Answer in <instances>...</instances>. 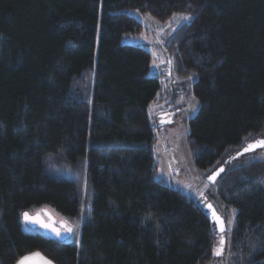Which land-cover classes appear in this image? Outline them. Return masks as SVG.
<instances>
[{
	"label": "trees",
	"instance_id": "trees-1",
	"mask_svg": "<svg viewBox=\"0 0 264 264\" xmlns=\"http://www.w3.org/2000/svg\"><path fill=\"white\" fill-rule=\"evenodd\" d=\"M130 10L158 21L191 15L165 43L173 71L193 78L189 148L206 176L224 166L213 184L224 210H236L229 264H264V158L238 155L264 140V0H0V264L33 251L53 264H211L224 255L213 254L225 232L206 205L155 177L153 128L162 123L149 107L162 89L148 50L122 42L142 30ZM55 154L85 157L88 213L74 181L46 172ZM43 207L80 220L78 244L21 220Z\"/></svg>",
	"mask_w": 264,
	"mask_h": 264
},
{
	"label": "rangeland",
	"instance_id": "rangeland-1",
	"mask_svg": "<svg viewBox=\"0 0 264 264\" xmlns=\"http://www.w3.org/2000/svg\"><path fill=\"white\" fill-rule=\"evenodd\" d=\"M130 14L139 20L142 30L135 35L123 36L122 42L137 44L148 50L151 56L149 75L159 79L162 89L160 102L157 100L149 107L150 119L162 123L160 127L153 128L154 139L151 149L157 164L155 177L159 178L163 184L178 188L188 196L213 207L223 219L225 225L223 236L226 243L224 255L214 259L211 264H229V231L234 221L233 209L224 210L216 191L217 184L209 183L206 180L205 171L198 168L194 162L188 137V121L196 113L198 107L197 100L192 93L193 78H182L177 75L173 71L172 58L165 50V43L171 31L178 24L186 21L179 19L185 14H175L165 21H158L149 14L136 10H130ZM258 149L244 156L242 161L264 158V148ZM45 169L50 176L64 177L75 182L80 215L88 213L91 185L87 175L85 157H79L73 161L61 154L50 155L46 157ZM53 215L60 220H65ZM68 224L74 228V233L70 234L67 240L78 244L80 220L70 219ZM33 264H43V262L33 261Z\"/></svg>",
	"mask_w": 264,
	"mask_h": 264
},
{
	"label": "snow or ice",
	"instance_id": "snow-or-ice-1",
	"mask_svg": "<svg viewBox=\"0 0 264 264\" xmlns=\"http://www.w3.org/2000/svg\"><path fill=\"white\" fill-rule=\"evenodd\" d=\"M179 19L180 20H189V19H191V15L190 14L182 15L179 17ZM169 63H171V61H169ZM258 147H264V140L257 141L256 144H250L245 149V151L246 152L247 151H253ZM238 155H240V154L238 153ZM222 171H223V169L221 168L218 172L214 173L212 176H209L208 179L210 181H215L216 176L219 175V173ZM208 207L211 208V205H208ZM232 211H233V213H235L236 210L233 209ZM22 216H23V220L26 223H39L45 229H51V231L54 232L57 237H61L64 233H67V234L74 233V228L71 225H69L67 221L61 222L62 229H63V231H61V229L54 228L51 224L44 223L38 217H34V216L30 215L28 212H24L22 214ZM213 219L219 224L220 232L223 233L225 231L224 222H223V220H221V218L219 216H217L215 214V211H213ZM225 242H226L225 237L223 235H221L220 240H219V246L214 248V250H213V254L215 256H221L222 255V253L224 252ZM37 257H39V259L43 262V264H53V262L51 260L43 257L40 253H31V254L22 256L21 258H19L16 261V264H33L34 259Z\"/></svg>",
	"mask_w": 264,
	"mask_h": 264
},
{
	"label": "water",
	"instance_id": "water-1",
	"mask_svg": "<svg viewBox=\"0 0 264 264\" xmlns=\"http://www.w3.org/2000/svg\"><path fill=\"white\" fill-rule=\"evenodd\" d=\"M260 140H263V139H260L258 138L257 140H254V141H251L249 142L244 148H242L238 153L239 154H243V153H250V152H253V151H245V149L250 145V144H256L257 141H260ZM258 148H261V147H258ZM257 149V148H256ZM223 169L224 170V166L223 164L217 166L213 171H211L207 176H206V180L209 182V183H214V181H210L208 179L209 176H212L214 173L218 172L220 169ZM223 172V171H222ZM220 172L219 175L222 173ZM217 175L216 178L219 176ZM216 180V179H215ZM208 205L210 204H206V206H204L205 208H208L209 209V216L211 218V222L214 223V226H215V229L217 230L218 233H221L220 232V229H219V224L213 219V211H215L213 209V207L211 206V208L208 207ZM24 212H28L30 215L34 216V217H38L41 221H43L44 223H47V224H51L54 228H59L61 229V231H63L62 229V225H61V222L62 221H65V220H58L56 219V217L45 207L43 208H40L39 211H35V212H29V211H23L21 213V220L30 228V229H34V230H39L41 231V233H43L44 235L48 236V237H51L53 239H56L58 241H65L66 239L69 238L70 234H67V233H64L61 237H57L56 234L54 232L51 231V229H45L44 227H42L41 224L39 223H26L24 220H23V216L22 214ZM215 214L217 216H219L216 212ZM220 217V216H219ZM221 218V217H220ZM221 220H223L221 218ZM225 226V225H224Z\"/></svg>",
	"mask_w": 264,
	"mask_h": 264
},
{
	"label": "crops",
	"instance_id": "crops-1",
	"mask_svg": "<svg viewBox=\"0 0 264 264\" xmlns=\"http://www.w3.org/2000/svg\"><path fill=\"white\" fill-rule=\"evenodd\" d=\"M31 253H40L43 257H45L41 252H38V251H33V252L27 253V254H25V255H28V254H31ZM25 255H23V256H25ZM20 258H21V257H20ZM45 258H47V257H45ZM47 259H48V258H47ZM34 261H38V262H41V263H42V261L39 259V257L35 258ZM15 264H16V263H15Z\"/></svg>",
	"mask_w": 264,
	"mask_h": 264
},
{
	"label": "flooded vegetation",
	"instance_id": "flooded-vegetation-1",
	"mask_svg": "<svg viewBox=\"0 0 264 264\" xmlns=\"http://www.w3.org/2000/svg\"><path fill=\"white\" fill-rule=\"evenodd\" d=\"M161 115H164V113H161ZM56 219H57V221L60 220V219H58V218H56Z\"/></svg>",
	"mask_w": 264,
	"mask_h": 264
}]
</instances>
